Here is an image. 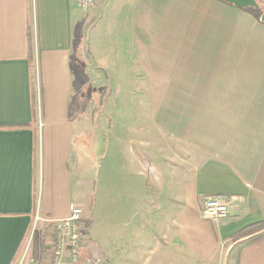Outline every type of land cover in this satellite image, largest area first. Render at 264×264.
Wrapping results in <instances>:
<instances>
[{
	"label": "crops",
	"instance_id": "0c3cea01",
	"mask_svg": "<svg viewBox=\"0 0 264 264\" xmlns=\"http://www.w3.org/2000/svg\"><path fill=\"white\" fill-rule=\"evenodd\" d=\"M101 78L118 90L93 149L89 84ZM211 196L226 217H203ZM70 203L99 264H264V236L226 248L264 220L255 12L218 0H98L89 12L0 0V264H29L48 230L36 217L64 219Z\"/></svg>",
	"mask_w": 264,
	"mask_h": 264
},
{
	"label": "built area",
	"instance_id": "2783aa9c",
	"mask_svg": "<svg viewBox=\"0 0 264 264\" xmlns=\"http://www.w3.org/2000/svg\"><path fill=\"white\" fill-rule=\"evenodd\" d=\"M77 8L89 12L97 8L98 0H75ZM39 123V127H40ZM228 214L227 202L222 196L204 199L202 215L205 219L224 218ZM48 230H42L41 244L36 256H30L29 264H99L100 259L84 253L89 241L85 232L83 209L75 203L68 206V216L61 220H39ZM21 264V263H20Z\"/></svg>",
	"mask_w": 264,
	"mask_h": 264
},
{
	"label": "rangeland",
	"instance_id": "374dc122",
	"mask_svg": "<svg viewBox=\"0 0 264 264\" xmlns=\"http://www.w3.org/2000/svg\"><path fill=\"white\" fill-rule=\"evenodd\" d=\"M262 9H263L262 11H264V7H262ZM249 10L257 13V10H254V9H249ZM257 15L258 17L260 16V14H257ZM103 79L105 80L106 78L103 77ZM103 79L102 78L98 80L95 79L94 81H91L89 84L90 90L92 92V94H90L91 92L89 93V96L91 95V105L89 109H90V116L92 120V127L90 130L89 136H90V140L93 145V149L99 148L102 145L103 140L105 138L104 132L100 130L99 125H98L99 115L101 111L103 110L104 106L108 104L107 98L109 96L110 91L113 90L117 92L118 90L114 82L104 81ZM37 100L39 102L38 94H37ZM93 125H95L96 127ZM110 137H112L111 134H110ZM42 236L43 235L41 234V238ZM41 243L42 241L40 239L38 244H41ZM30 256H32V253L30 254Z\"/></svg>",
	"mask_w": 264,
	"mask_h": 264
},
{
	"label": "trees",
	"instance_id": "16d2710c",
	"mask_svg": "<svg viewBox=\"0 0 264 264\" xmlns=\"http://www.w3.org/2000/svg\"><path fill=\"white\" fill-rule=\"evenodd\" d=\"M259 4V8L257 9V13L256 16L258 17L257 14H260L262 12V7L260 6V3L257 2ZM264 230V220L252 225H249L247 227H245L244 229L240 230L239 232L235 233L230 239H229V244L226 247L227 249L232 248L233 246H236L238 244H241L243 242H252L255 241L261 237L264 236L260 235V236H255L257 233L261 232ZM243 239H247L245 241H243Z\"/></svg>",
	"mask_w": 264,
	"mask_h": 264
},
{
	"label": "water",
	"instance_id": "95a60500",
	"mask_svg": "<svg viewBox=\"0 0 264 264\" xmlns=\"http://www.w3.org/2000/svg\"><path fill=\"white\" fill-rule=\"evenodd\" d=\"M229 5H232L239 9H254L257 10L259 8V4L256 0H218ZM259 21L264 24V11L260 13ZM264 234V230L257 233L255 236H260ZM247 239H243L245 241Z\"/></svg>",
	"mask_w": 264,
	"mask_h": 264
}]
</instances>
